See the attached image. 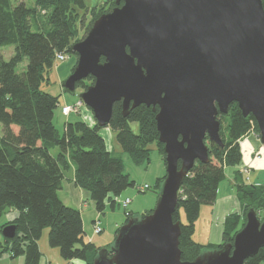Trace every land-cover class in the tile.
Wrapping results in <instances>:
<instances>
[{
    "label": "water",
    "instance_id": "1",
    "mask_svg": "<svg viewBox=\"0 0 264 264\" xmlns=\"http://www.w3.org/2000/svg\"><path fill=\"white\" fill-rule=\"evenodd\" d=\"M115 1L72 44L78 60L63 87L75 94L78 81L94 77L78 96L102 127L117 101L125 115L141 104L159 106L166 175L153 211L119 227L112 254L103 247L91 264H244L264 247V220L254 208L232 242L194 260L182 258L181 225L173 215L190 169L210 160L206 138L224 145L218 115L230 104L253 114L264 144L262 0ZM2 233L12 238L16 225Z\"/></svg>",
    "mask_w": 264,
    "mask_h": 264
},
{
    "label": "trees",
    "instance_id": "2",
    "mask_svg": "<svg viewBox=\"0 0 264 264\" xmlns=\"http://www.w3.org/2000/svg\"><path fill=\"white\" fill-rule=\"evenodd\" d=\"M34 1L35 5L29 7L23 1L14 5L12 0H0V54L4 46L14 47L10 59H0V123L3 125L0 134V218L9 209L19 212L13 221L1 226L2 230L7 224H15L16 234L0 240V258L4 254L23 255L25 264H39V240L48 228L49 244L59 248L65 260L81 259L91 264L103 247L111 255L112 243L98 246L85 241L81 210L65 204L58 194L65 172L74 167L76 184L90 193L96 209L102 214L108 205L115 209L117 197L136 182L126 173L121 157L108 148L101 133L103 127L96 121L94 124L83 119L67 121L60 132L54 122L59 97L41 89V84L50 80L57 53L75 54L78 59L71 46L79 40L78 7H86L84 0ZM262 3L264 7V0ZM115 6V0H107L94 7L88 30L94 20ZM34 25L36 30H33ZM25 59L28 61L25 69L18 72V65ZM93 82L94 77L89 75L77 82V88L86 89ZM156 113L157 109L146 104L130 108L127 115L123 113L121 101L113 106L107 126L115 132L118 143L136 164L150 161L149 145L156 142L166 165ZM218 119L224 145L207 137L210 160H197L190 169L179 192L181 207L173 215L181 225L180 248L184 260H194L205 251L232 242L244 225L249 208H254L264 220V183H247L237 170L235 188L244 204V212L227 215L219 244H202L193 237L201 206L213 204L217 199L219 184L225 178V166L242 162L241 138L252 132L260 135L253 114L243 115L236 102L230 104L226 114L220 113ZM132 121L140 123L139 133L132 131ZM55 148H58L56 153H52ZM165 175L156 178L154 188L158 195ZM152 211L153 208L132 212L127 207L125 222ZM118 231L119 228L115 237ZM262 262L264 247L244 264Z\"/></svg>",
    "mask_w": 264,
    "mask_h": 264
},
{
    "label": "rangeland",
    "instance_id": "3",
    "mask_svg": "<svg viewBox=\"0 0 264 264\" xmlns=\"http://www.w3.org/2000/svg\"><path fill=\"white\" fill-rule=\"evenodd\" d=\"M25 2V4L29 7H32L35 5L34 0H12L13 4L16 5L19 2ZM107 0H84L85 2V8L78 7L79 15V40L83 39L88 31V25L90 21L93 19L94 15L92 14L91 10L94 7H98L102 4H105ZM95 21V20H94ZM37 27L34 25L33 30H36ZM88 30V31H87ZM77 40V41H79ZM14 53V47L12 45L4 46L1 49L0 59L3 58L5 60L10 59V57ZM77 56L75 54H67L64 59L60 60L56 56V63L53 69L50 71L49 74V81H44L41 84V89L44 91H47L53 95H57L59 97V106L55 110V117L54 122L57 128L62 132L64 130V125L67 121H76L78 119H83L88 121L91 124H94L96 121L93 115V112L89 109L88 106L83 104L84 102L79 98V93L85 89L77 88L75 94H71L69 92H66L63 87V81L72 73L74 66L77 63ZM27 59H25L22 63H20L17 67L18 72H22L26 65H27ZM94 83V82H93ZM91 83V84H93ZM90 84V85H91ZM82 101L80 105H77V108L79 109H73L69 112H64L63 107L64 106H73L79 101ZM130 126L132 128V131L134 133H139L140 131V123L138 121H132L130 122ZM3 132V125L0 123V134ZM102 135L105 133L106 135V144L109 149L113 150L114 155L121 157V159L124 162V167L126 173L130 175V177L135 180L136 185L134 187H129L125 191H129L130 194L127 196H130L132 199H134V208L131 207V204H129L128 209H132L134 212L140 211L141 209H146L149 207H155L158 193L156 192L154 188V184L156 181L157 175H163L166 173V165L164 163L163 157L160 154L157 144L151 143L149 145L150 150V161L142 164H136L131 159L130 155L123 150L121 145L118 143L116 139L115 132L110 127H103L101 129ZM113 133V136L112 134ZM251 136H256L260 140V135L256 132ZM245 139L244 136L241 138V140ZM207 140V138H206ZM261 142V140H260ZM261 144H263L261 142ZM241 145V144H240ZM264 145V144H263ZM58 148H55L52 150V153H56V150ZM239 169V173H241V177L243 180H245L247 183L250 181L252 177L251 168L249 165L243 164V162L236 165ZM236 166H225V178H226V169L228 167H235ZM233 170V186L235 187V184L237 183L236 179V172ZM225 178L223 180H225ZM260 178V177H259ZM222 180V181H223ZM221 181V182H222ZM148 184L150 187L148 189H142V187H145L144 185ZM220 185V184H219ZM219 189V188H218ZM236 191V188H235ZM123 192L121 195L117 197L118 203L115 207V209H112L110 205L107 206L105 209V213H100L96 207H94L93 203L91 201L87 202V205L84 206V211L82 212L83 217V224L85 229V238L89 241H93L96 245L105 246L108 243H113L115 240V231L117 228L121 227L125 221H126V213L124 208V201L130 200V198H126L125 195H123ZM218 195V192H217ZM236 195L238 196V193L236 191ZM239 197V196H238ZM240 199V198H239ZM217 200V199H216ZM215 200V201H216ZM214 201V203H215ZM241 201V200H240ZM242 204V213L244 212V204L241 201ZM139 207V208H138ZM183 219L182 221H186L184 211L181 210ZM241 213V214H242ZM96 221L99 219L100 221ZM95 224H100L101 230L100 233H95ZM2 226V219H0V240L3 239V233L1 230ZM4 228V227H3ZM223 239V237H222ZM12 257V256H11ZM1 264H3L1 262ZM261 264H264L262 262Z\"/></svg>",
    "mask_w": 264,
    "mask_h": 264
},
{
    "label": "crops",
    "instance_id": "4",
    "mask_svg": "<svg viewBox=\"0 0 264 264\" xmlns=\"http://www.w3.org/2000/svg\"><path fill=\"white\" fill-rule=\"evenodd\" d=\"M111 134L113 136V133ZM253 134L254 133H250L246 135V140H240L243 155L242 162L245 165H249L251 168L250 172H252V177L248 183L261 184L264 183V145L261 144L258 137L251 136ZM103 136L106 140L105 133ZM234 169V172L239 170L238 167H228L226 169L227 175L225 180H223L219 185L218 196L215 203L203 204L201 206L200 215L196 221L195 233L193 237L196 241L202 244L221 243L223 237L224 221L227 215L234 212L242 213V204L239 197L236 195L235 187L233 186ZM74 173V167L71 168V170L65 172V178L63 179L62 186L58 194L65 204L76 207L80 209L81 212H83L84 206L87 205V202L91 201L94 207L95 204L90 197V193L76 184ZM159 176H162V174L157 175V177ZM128 194H130L129 191L123 192V195H125L126 198H130V196H127ZM133 197L135 198V196ZM132 198H130L131 201L129 204H131V207L134 208V199ZM150 208L153 207L146 209ZM146 209H141L137 212H142ZM129 210L134 212L132 209ZM18 214L19 212L16 209H9L3 215V217L0 218L2 219V224L8 221H13L18 216ZM95 221L96 219L94 220V223ZM84 239L88 242L85 236ZM39 247L41 250V259L39 264H86V262L81 259L65 260L61 256L59 248L52 247L49 244L48 228L44 229L43 231L42 237L39 240ZM1 262L3 264H25V257L23 255L11 257L10 254H4L0 258V264Z\"/></svg>",
    "mask_w": 264,
    "mask_h": 264
},
{
    "label": "built area",
    "instance_id": "5",
    "mask_svg": "<svg viewBox=\"0 0 264 264\" xmlns=\"http://www.w3.org/2000/svg\"><path fill=\"white\" fill-rule=\"evenodd\" d=\"M65 56H66V54H62V53H57V58L58 59H60V60H62V59H64L65 58ZM81 103H83L81 100L79 101V102H77L76 104H74L73 106H64L63 107V110H64V112H69V111H71V110H73L74 108L75 109H79V107L77 108V105H80ZM84 104V103H83ZM145 187H142V189H147L149 186H148V184H145L144 185ZM129 203H130V200H125L124 201V207L125 208H127V206L129 205ZM101 230H102V228L98 225V224H95V232L97 233V232H101Z\"/></svg>",
    "mask_w": 264,
    "mask_h": 264
},
{
    "label": "flooded vegetation",
    "instance_id": "6",
    "mask_svg": "<svg viewBox=\"0 0 264 264\" xmlns=\"http://www.w3.org/2000/svg\"><path fill=\"white\" fill-rule=\"evenodd\" d=\"M121 103H122V102H121ZM151 106H152V105H151ZM153 109H154V108H153ZM156 109H157V111H158V109H159V106H156ZM156 109H155V110H156Z\"/></svg>",
    "mask_w": 264,
    "mask_h": 264
}]
</instances>
